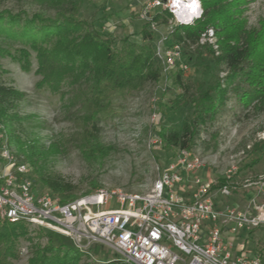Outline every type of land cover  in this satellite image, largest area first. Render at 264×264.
<instances>
[{
  "label": "rangeland",
  "instance_id": "1",
  "mask_svg": "<svg viewBox=\"0 0 264 264\" xmlns=\"http://www.w3.org/2000/svg\"><path fill=\"white\" fill-rule=\"evenodd\" d=\"M74 1L78 3L77 17L111 38L113 49L119 50L129 42L141 43L140 30L145 22L141 15L145 4L152 0ZM69 7L67 4L65 8ZM59 9L43 0H0V11L27 17L54 18L60 13ZM161 9H151L150 15ZM236 9L235 19L239 22L240 31L248 34L250 45L258 49V61L264 69V0H240ZM170 20L171 16L167 23H156L155 29H151L153 46L159 38L167 36ZM215 36L218 45L226 41L216 32ZM20 46L19 42L0 33V49L12 50ZM179 47L180 60L166 78L160 76L156 82H147L140 90L111 100L109 109L98 122L97 139H90L91 145L86 142V131L80 127L84 114L73 86L63 82L57 92L38 87L41 77L35 72L37 61L29 46L30 66L27 70H23L16 61L0 55V66L6 71L0 76L1 83L23 93L15 106L20 118L9 125L11 133L14 137L33 142L43 151L49 150V154L40 161L41 166L46 173L58 175L74 185L73 199L98 188L147 191L156 177L155 165L169 161L176 150L164 147L158 141L160 127L172 125L179 128L200 105L201 95L213 74L216 72L220 78L225 74L224 67H215L209 49L197 53L196 45ZM154 62L158 63L156 57ZM178 69H181L188 88L185 93L175 83ZM233 86L229 87L228 98L215 119L201 127L193 149L205 159V166L198 174L215 183L224 178L223 170L229 156L236 154L238 170L225 179L233 186L232 195L221 200L225 204L244 202L257 192V186L263 182L255 197L257 201L264 202V140L260 138L264 133V110H257L253 101L242 104ZM4 136H8L5 131ZM9 146L19 159L28 162L22 153L17 152L14 144ZM214 155H217V161L211 163ZM28 163L33 190L36 193L50 192L40 184L34 168ZM23 224L26 235L16 239L14 250L6 256L3 264H29L35 250L45 247L48 242L83 252L84 262L118 260L119 264H128L118 253L103 245L93 244L80 250L69 236L26 222ZM246 235L244 243L249 249L264 251V227Z\"/></svg>",
  "mask_w": 264,
  "mask_h": 264
},
{
  "label": "trees",
  "instance_id": "2",
  "mask_svg": "<svg viewBox=\"0 0 264 264\" xmlns=\"http://www.w3.org/2000/svg\"><path fill=\"white\" fill-rule=\"evenodd\" d=\"M53 7H59L60 13L54 18L39 15L27 17L0 11V33L20 43V47L0 49V55L16 61L23 70L29 69L30 51L35 53L36 73L41 77L38 87H46L57 92L66 82L76 89V99L83 110L81 122L86 131V142L97 139L98 122L104 116L113 98L123 97L143 88L147 82H156L161 76V64L155 63L153 46L154 33L151 22L167 23L171 16L167 9H161L145 21L140 30L141 43H126L121 49H113V40L103 36L91 23L77 17L78 3L74 0H43ZM201 16L191 24L173 27L167 33L169 43L191 47L200 33L207 27L226 39L221 42L216 55L208 45L198 46L197 53L208 50L215 67H224L225 74L220 78L215 72L211 82L201 95L200 105L193 115L184 119L181 126L160 127L158 137L164 147L193 150L199 138L201 127L215 119L228 98L232 87L242 104L253 101L257 110H264V69L258 61V49L251 46L248 34L242 33L235 15L238 13L240 0H199ZM70 7L66 9V5ZM6 71L0 66V76ZM175 83L187 92L181 69L175 74ZM23 93L0 81V123L8 134L6 141L14 144L17 152L24 155L31 163L37 180L62 201L73 199L74 185L58 175L46 173L40 161L49 154L27 140L11 133L10 124L19 121L16 102ZM20 138V139H19ZM91 139V141H90ZM224 178L218 179L212 188L223 185ZM23 221H0V264L14 250L19 236L26 235ZM83 252L48 242L45 247H38L29 264H119L118 260L84 262Z\"/></svg>",
  "mask_w": 264,
  "mask_h": 264
},
{
  "label": "built area",
  "instance_id": "3",
  "mask_svg": "<svg viewBox=\"0 0 264 264\" xmlns=\"http://www.w3.org/2000/svg\"><path fill=\"white\" fill-rule=\"evenodd\" d=\"M184 1L152 0L141 17L150 21V10L161 7L171 14L168 30L191 24L201 16L200 2L192 0L188 9ZM155 25L151 22L150 29ZM166 40L163 36L154 46L164 78L180 60L179 44L167 46ZM194 45L220 52L211 27ZM236 156H229L224 179L238 170ZM216 161L214 155L210 162ZM204 166L205 159L193 150L176 148L169 161L155 165L156 177L147 191L98 188L62 201L51 192L33 190L31 166L12 151L0 123V219L54 230L71 237L80 250L103 245L128 264H264V251H252L240 238L264 227V202L255 197L263 182L244 202L225 204L221 199L232 195L233 186L225 182L212 188V180L198 174Z\"/></svg>",
  "mask_w": 264,
  "mask_h": 264
},
{
  "label": "bare ground",
  "instance_id": "4",
  "mask_svg": "<svg viewBox=\"0 0 264 264\" xmlns=\"http://www.w3.org/2000/svg\"><path fill=\"white\" fill-rule=\"evenodd\" d=\"M173 1L176 2L177 0H173ZM191 1H192V0L184 1V3H183L182 5H183V6H187L188 9H189L190 7L193 8L194 2H192V4H190ZM178 5L180 6V4H178ZM181 7H182V6H181ZM192 12H193V10H192Z\"/></svg>",
  "mask_w": 264,
  "mask_h": 264
},
{
  "label": "crops",
  "instance_id": "5",
  "mask_svg": "<svg viewBox=\"0 0 264 264\" xmlns=\"http://www.w3.org/2000/svg\"><path fill=\"white\" fill-rule=\"evenodd\" d=\"M246 236H247L246 234H242L241 237H240L241 240H244V239L246 238ZM246 245H247V244H246Z\"/></svg>",
  "mask_w": 264,
  "mask_h": 264
}]
</instances>
